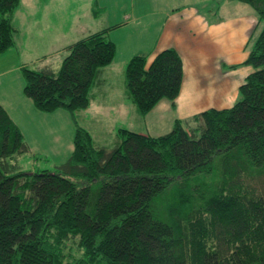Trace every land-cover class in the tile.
<instances>
[{
	"label": "trees",
	"instance_id": "obj_1",
	"mask_svg": "<svg viewBox=\"0 0 264 264\" xmlns=\"http://www.w3.org/2000/svg\"><path fill=\"white\" fill-rule=\"evenodd\" d=\"M228 1L260 25L242 63L252 71L233 106L174 119L162 135L119 128L94 145L79 126L115 55L105 30L67 46L57 69L20 67L23 96L66 112L75 130L63 162L25 171L20 157L36 156L0 105V264H264V0ZM20 4L0 0V56L14 46ZM148 60L134 55L124 69L142 118L162 100L174 108L183 82L174 49Z\"/></svg>",
	"mask_w": 264,
	"mask_h": 264
},
{
	"label": "rangeland",
	"instance_id": "obj_2",
	"mask_svg": "<svg viewBox=\"0 0 264 264\" xmlns=\"http://www.w3.org/2000/svg\"><path fill=\"white\" fill-rule=\"evenodd\" d=\"M90 1L21 0L13 16L16 29L13 38L14 46L9 50L8 56H0V97L3 100L0 104L8 107L7 114L21 130L30 152L36 156V159L20 157V161L19 157L17 158L25 171L32 172L37 168L50 169L55 164L63 162L73 148L72 137L75 126L66 112H53L49 118V114L35 109L33 103L23 96V80L20 78V68L16 65L26 61L32 62L29 65L31 68L46 65L57 69L64 56L63 47L73 44L79 38H84L87 33L102 29L105 25L110 26L118 20L120 21L115 24L123 23L124 13L121 14L117 7L115 11H111V7L116 3L92 8V10L101 11L107 9L103 20L92 18V13L85 11L90 8ZM199 1H203L201 6L206 9L204 12L209 18L215 16L219 8L217 5L224 3V0ZM242 5L246 11L251 9L246 4ZM120 9L124 10L122 6ZM34 20H38L36 26H33ZM126 23H128L127 20ZM119 28L120 26L111 29L108 40L113 38L112 32ZM117 45L120 50V43L117 42ZM112 63L106 66L109 68L105 67L101 70L105 72L104 84L98 85L100 76H97L98 79L93 80L91 84L89 107L91 108L95 103L98 111L93 114L90 110V115L85 114L77 118L79 126L91 134L93 142L97 145L107 143L106 137L110 131H112L113 140L119 128L152 136L168 132L173 124L172 114H164L165 116L162 117L150 116L145 122L137 114L134 105L125 96L122 97L125 92L124 74H121L123 71L120 65ZM3 80L5 81L2 82ZM68 247L74 248L75 251L76 245L69 243Z\"/></svg>",
	"mask_w": 264,
	"mask_h": 264
},
{
	"label": "crops",
	"instance_id": "obj_3",
	"mask_svg": "<svg viewBox=\"0 0 264 264\" xmlns=\"http://www.w3.org/2000/svg\"><path fill=\"white\" fill-rule=\"evenodd\" d=\"M179 1L91 0L90 8L85 10L92 13V18L103 20L107 9L101 11L92 10V8L116 3L111 7V11H115L117 7L121 14L124 13L121 24H124L123 26L115 24L120 21L118 20L98 30H105V35L108 37L111 29L120 26L112 32L114 39L109 40L115 45L112 64L121 66V71H123L121 74H124L126 63L134 55H149L147 63L150 64L156 53L172 48L181 57L183 82L179 96L175 99L174 108H171L170 102L162 100L143 118L145 122L150 116L162 117L170 113L173 120L186 119L206 109L229 108L238 98V88L252 71L249 66L242 65L247 57L250 43L260 30L257 17L251 9L246 11L242 3L224 0V3L217 5L219 8L215 16L209 18L204 12L206 9L201 6L203 1ZM120 6L124 10H121ZM243 10L244 13H242ZM126 20L128 23L125 24ZM37 23L38 20H34L33 26ZM91 33H87L86 36ZM117 42L121 45L120 50ZM65 48H62L64 54ZM9 52L4 55L8 56ZM31 63L21 61L16 67L20 68ZM232 66L236 67L230 68ZM36 68L52 69L53 67L44 65ZM101 70L98 74V77L100 76L99 86H102L105 81L103 77L105 72ZM124 96L125 93L122 97ZM91 99L94 102L92 94ZM0 103H3L1 97ZM1 106L7 112L8 107ZM128 108L130 109V106ZM90 110L93 114L98 111L95 103L89 110L77 112V118L85 114L90 115ZM48 116L51 118V115ZM119 117L122 116L119 115ZM12 121L15 123L13 119ZM107 134L110 136L112 131ZM117 140L115 143L119 142ZM93 144L96 143L93 142Z\"/></svg>",
	"mask_w": 264,
	"mask_h": 264
}]
</instances>
